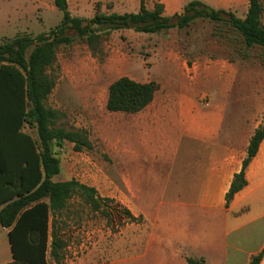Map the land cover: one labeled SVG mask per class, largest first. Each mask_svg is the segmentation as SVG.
Listing matches in <instances>:
<instances>
[{"label": "crops", "instance_id": "obj_1", "mask_svg": "<svg viewBox=\"0 0 264 264\" xmlns=\"http://www.w3.org/2000/svg\"><path fill=\"white\" fill-rule=\"evenodd\" d=\"M156 1L172 16L195 0ZM199 1L216 10L242 2ZM238 73L233 64L210 57L191 65L181 59V76L174 70L164 76L147 108L120 113L129 116L115 134L116 169L128 190L127 195L118 188L120 201L181 206V217H171L177 228L156 235L146 252L131 245L123 263L152 255L155 264H189L179 258L181 246L204 264H251L264 253V139L245 170L246 186L230 203L226 199L252 138L264 127L262 87L248 95L250 87L237 83ZM9 231L0 226V237L6 236L0 264L14 261Z\"/></svg>", "mask_w": 264, "mask_h": 264}, {"label": "rangeland", "instance_id": "obj_2", "mask_svg": "<svg viewBox=\"0 0 264 264\" xmlns=\"http://www.w3.org/2000/svg\"><path fill=\"white\" fill-rule=\"evenodd\" d=\"M158 2L147 0V5L152 9ZM68 4L72 15L83 19H92L98 12L124 14L140 10L139 0H68ZM248 8L249 0H242L225 10L244 18ZM62 18L55 0H0V44L18 36L48 33ZM222 32L219 33L214 23L197 19L189 28H175L161 34L115 31L96 55L81 40L59 49L57 62L50 70L56 85L48 105L60 112V124L68 130H86L93 148L80 153L69 142L62 148L55 146L61 172L53 180L75 179L95 188L103 200V209L94 211L80 197H74L57 217L66 244L61 264H155L152 255L143 261L123 262L131 245L146 252L156 235L177 228L171 217H181V206L130 205L120 201L118 188L126 190L116 169L119 156L114 147L115 134L117 126L120 130L123 119L128 121L129 116L108 111L109 87L121 77L161 83L171 70L181 76V59L191 65L210 57L214 62L233 64L239 72L237 83L250 87L248 95H257L252 92L254 87H262L259 95L264 101V52L253 49L244 56L235 49L239 46L231 44L234 34L226 28ZM68 35L77 36L75 31H69ZM185 71L192 74L189 68ZM25 131L38 140L36 130L26 127ZM0 238L3 246L5 234ZM176 250L181 261L186 262L189 253L185 247ZM47 257L55 263L50 250Z\"/></svg>", "mask_w": 264, "mask_h": 264}, {"label": "trees", "instance_id": "obj_3", "mask_svg": "<svg viewBox=\"0 0 264 264\" xmlns=\"http://www.w3.org/2000/svg\"><path fill=\"white\" fill-rule=\"evenodd\" d=\"M139 1L140 10L136 13L98 12L92 19H83L72 15L68 0H55V6L63 13L56 28L37 37L18 36L0 44V226L10 230L14 259L10 264H53L47 257L49 250L54 264H61L66 244L57 217L74 197H80L94 211L103 209V200L95 188L75 179L53 180L61 172L55 146L62 148L69 142L80 153L93 148L86 130H68L60 124V112L48 105L56 85L50 70L61 47L81 40L96 55L115 31L161 34L189 28L197 19H205L214 23L219 33L224 28L233 33L231 44L239 46L235 49L240 54L246 56L253 49L264 52L262 0H250L244 18L199 0L172 16L166 15L163 3L150 9L147 0ZM69 31H75L77 36H69ZM158 89L159 84L154 81L143 83L121 77L109 87L107 109L113 113H138L153 102ZM26 127L36 130L38 140L25 131ZM263 139L261 127L251 140L243 170L235 176L227 194V204L246 186L245 170ZM263 255L253 257L251 264H261ZM187 261L204 264L194 258Z\"/></svg>", "mask_w": 264, "mask_h": 264}]
</instances>
